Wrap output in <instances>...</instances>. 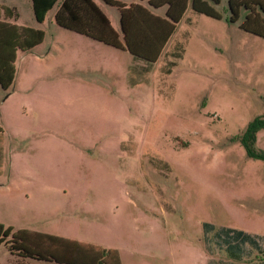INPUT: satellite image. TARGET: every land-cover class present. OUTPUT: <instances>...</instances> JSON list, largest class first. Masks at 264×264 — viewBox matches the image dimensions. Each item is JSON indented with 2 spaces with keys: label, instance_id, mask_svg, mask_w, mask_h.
I'll return each mask as SVG.
<instances>
[{
  "label": "rangeland",
  "instance_id": "1",
  "mask_svg": "<svg viewBox=\"0 0 264 264\" xmlns=\"http://www.w3.org/2000/svg\"><path fill=\"white\" fill-rule=\"evenodd\" d=\"M0 5L17 14L0 19V225L121 264H264V161L240 142L264 119V37L227 0L220 19L188 7L154 62L58 25L57 6L39 23L31 0ZM228 229L256 244L228 254ZM0 264L53 263L2 242Z\"/></svg>",
  "mask_w": 264,
  "mask_h": 264
},
{
  "label": "trees",
  "instance_id": "2",
  "mask_svg": "<svg viewBox=\"0 0 264 264\" xmlns=\"http://www.w3.org/2000/svg\"><path fill=\"white\" fill-rule=\"evenodd\" d=\"M114 6L120 13L121 34L111 24L107 15L94 0H31L32 10L37 22L42 23L49 11L54 12L55 22L67 29L88 36L93 40L115 48L127 50L134 58L154 62L158 59L177 24L188 9L194 13L218 18L222 14L216 9L221 0H146L127 4L120 0H103ZM166 7L163 16L150 8ZM228 21L239 22L246 32L264 37V0H227ZM13 9L0 5V19L10 18ZM264 129V119L254 118L240 136V142L247 154L264 161V151L254 148L256 132ZM208 229L210 225L206 224ZM228 239L222 242L228 254L241 252L240 245L256 244L250 234L243 231L227 230ZM12 234V238L9 236ZM6 242L12 252L22 257L37 259L53 264H121L115 249L69 239L57 235L28 231L25 229L12 233V228L0 225V244Z\"/></svg>",
  "mask_w": 264,
  "mask_h": 264
},
{
  "label": "crops",
  "instance_id": "3",
  "mask_svg": "<svg viewBox=\"0 0 264 264\" xmlns=\"http://www.w3.org/2000/svg\"><path fill=\"white\" fill-rule=\"evenodd\" d=\"M0 1H2V0H0ZM101 1V3L103 4V5H105V6H107L108 8H109V10H116V12H117V15H116V17H117V21H118V26H119V32H120V34H121V29H120V13H119V11H118V9L116 8V7H114V6H111V5H109V4H106L103 0H100ZM120 1H122V2H125V3H127V4H130V3H141V4H143V5H145V6H148V4L146 3V0H120ZM7 3V2H6ZM31 6H32V4H31ZM99 7L101 8V6L99 5ZM149 7V6H148ZM102 9V8H101ZM151 10H152V12H154V13H156V14H158V15H161V16H163L164 14H165V10H166V7L164 6V7H160V8H150ZM52 11V10H51ZM51 11H49V12H51ZM102 11L104 12V10L102 9ZM48 12V13H49ZM105 13V12H104ZM107 15V14H106ZM107 17H108V15H107ZM42 233V232H41ZM49 234V233H48ZM52 235H57V236H61V237H65V238H69V239H74V238H71V237H69V236H65V235H62V234H52ZM75 240V239H74ZM79 241V240H78Z\"/></svg>",
  "mask_w": 264,
  "mask_h": 264
}]
</instances>
